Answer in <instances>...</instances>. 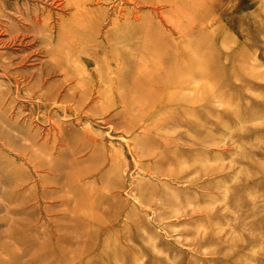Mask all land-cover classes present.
Instances as JSON below:
<instances>
[{"label":"rangeland","instance_id":"374dc122","mask_svg":"<svg viewBox=\"0 0 264 264\" xmlns=\"http://www.w3.org/2000/svg\"><path fill=\"white\" fill-rule=\"evenodd\" d=\"M0 264H264V0H0Z\"/></svg>","mask_w":264,"mask_h":264},{"label":"bare ground","instance_id":"6f19581e","mask_svg":"<svg viewBox=\"0 0 264 264\" xmlns=\"http://www.w3.org/2000/svg\"><path fill=\"white\" fill-rule=\"evenodd\" d=\"M39 22V21H38ZM47 28V27H46ZM49 35V34H48ZM47 40V39H46Z\"/></svg>","mask_w":264,"mask_h":264}]
</instances>
